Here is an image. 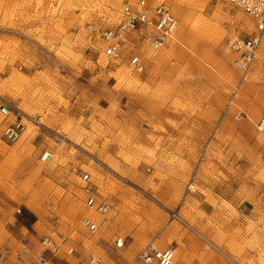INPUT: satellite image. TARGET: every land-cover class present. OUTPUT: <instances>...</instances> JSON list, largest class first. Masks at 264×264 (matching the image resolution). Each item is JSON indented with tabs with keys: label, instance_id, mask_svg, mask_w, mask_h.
Instances as JSON below:
<instances>
[{
	"label": "rangeland",
	"instance_id": "rangeland-1",
	"mask_svg": "<svg viewBox=\"0 0 264 264\" xmlns=\"http://www.w3.org/2000/svg\"><path fill=\"white\" fill-rule=\"evenodd\" d=\"M158 1L178 31L157 59L139 44L136 74L85 30L121 0H0V105L28 125L13 144L0 118L1 264H34L48 236L77 249L54 264L104 254L128 264L151 241L174 248L177 264H264V41L243 76L229 40L256 32L247 14L219 0ZM85 172L113 208L105 216L84 204ZM115 236L127 242L120 253Z\"/></svg>",
	"mask_w": 264,
	"mask_h": 264
},
{
	"label": "built area",
	"instance_id": "built-area-1",
	"mask_svg": "<svg viewBox=\"0 0 264 264\" xmlns=\"http://www.w3.org/2000/svg\"><path fill=\"white\" fill-rule=\"evenodd\" d=\"M226 2L247 14L254 22L256 32L248 38L235 37L229 40V49L234 56L233 67L243 76H247L253 68L260 48L264 41V0H219ZM101 25L96 28L94 23H88L85 30L88 34H96L102 55L110 62L125 61L127 66L136 74L145 72L144 59L136 53L140 43L149 58L157 59L173 42L178 31L179 22L172 9L158 0H121L120 8L106 6L101 11ZM132 42L131 46H128ZM22 67H20V70ZM0 118L3 122L2 137L17 143L27 134L28 125L23 117L16 115V110L9 102L0 105ZM32 124L42 125L43 117H29ZM255 128L264 139V116H261ZM53 159L50 151L41 154L39 161L49 164ZM1 161V156H0ZM81 191L85 198V206L99 216H105L112 211L111 204L100 200L98 191L93 186L92 175L85 172L80 177ZM176 215L172 214V218ZM81 226L89 236L100 233L101 224L92 216H85ZM72 239L63 236L54 240L45 237L41 250L35 256L34 264H54L53 256L63 253L75 256L77 249ZM115 252L127 249L126 239L115 236L112 243ZM78 264H116L108 255H90ZM128 264H177L176 251L171 247H160L156 241L143 246Z\"/></svg>",
	"mask_w": 264,
	"mask_h": 264
},
{
	"label": "bare ground",
	"instance_id": "bare-ground-1",
	"mask_svg": "<svg viewBox=\"0 0 264 264\" xmlns=\"http://www.w3.org/2000/svg\"><path fill=\"white\" fill-rule=\"evenodd\" d=\"M256 132H257V130H256ZM257 144H258L259 147H261L262 146V141L259 140V142ZM6 246H7V239L4 236L0 235V247L1 248H5ZM2 264H6V263H2Z\"/></svg>",
	"mask_w": 264,
	"mask_h": 264
},
{
	"label": "crops",
	"instance_id": "crops-1",
	"mask_svg": "<svg viewBox=\"0 0 264 264\" xmlns=\"http://www.w3.org/2000/svg\"><path fill=\"white\" fill-rule=\"evenodd\" d=\"M78 101V100H77ZM0 261H1V259H0Z\"/></svg>",
	"mask_w": 264,
	"mask_h": 264
}]
</instances>
